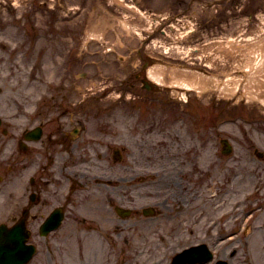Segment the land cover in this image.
I'll return each instance as SVG.
<instances>
[{"label": "rangeland", "instance_id": "1", "mask_svg": "<svg viewBox=\"0 0 264 264\" xmlns=\"http://www.w3.org/2000/svg\"><path fill=\"white\" fill-rule=\"evenodd\" d=\"M263 50L264 0H0L3 222L20 214L8 157L21 126L82 119L103 151L80 168L78 183L97 180L69 210L58 254L45 244L54 234L34 232L29 264H170L201 242L264 264V75L246 70ZM159 65L167 82L145 89L135 74ZM181 71L207 88L173 90ZM230 77L242 82L223 95Z\"/></svg>", "mask_w": 264, "mask_h": 264}, {"label": "flooded vegetation", "instance_id": "2", "mask_svg": "<svg viewBox=\"0 0 264 264\" xmlns=\"http://www.w3.org/2000/svg\"><path fill=\"white\" fill-rule=\"evenodd\" d=\"M144 70L145 68L142 67L140 73H136L135 77L141 80L145 89H155V86L148 82L147 76L143 77ZM222 113L220 114L222 115ZM59 117L70 119V117L81 118L84 116L82 114H57L55 120H58ZM228 120L226 119V122ZM83 121L76 119V124L72 127L59 122L54 126L56 128L52 127L51 129H47L44 124H36L32 127L21 126L16 136L15 150L8 157V160H13V163L11 162L8 167L15 166L16 178L19 179L18 198L14 204L20 213L18 219L24 218L31 232L39 235L42 224L52 213L56 212L63 217L59 226L50 232V235L54 234V237L45 243L50 246V250L53 252H55L54 245H59L58 238L64 237L63 233L68 232L64 230L67 220L71 218L69 210L79 208L81 199H86L81 189L85 191V189L92 188L91 185L97 180V178H92V181L83 182L81 180L78 183V180L84 175L83 171H80L81 166L90 163L94 154L100 157L99 153L103 152L94 147L98 142L97 139L88 140L86 138L87 131L84 129ZM219 121L223 123L225 118ZM38 127L39 131H37ZM37 132L40 134L38 138H36ZM27 135L30 138H27ZM223 139L227 138H222L221 144ZM226 142L229 143V140L227 139ZM3 149L2 145L0 148V224H3ZM115 150L113 157L118 161L119 154H115ZM73 169L74 172H72ZM5 174L7 173L5 172ZM73 174L77 179L76 182L72 180ZM5 190L7 189L5 188ZM209 246L213 252L209 264H219L220 262L232 264V260L240 256L238 247L234 245Z\"/></svg>", "mask_w": 264, "mask_h": 264}, {"label": "water", "instance_id": "3", "mask_svg": "<svg viewBox=\"0 0 264 264\" xmlns=\"http://www.w3.org/2000/svg\"><path fill=\"white\" fill-rule=\"evenodd\" d=\"M120 212L123 215L128 213L127 210L123 209H120ZM145 212H153V209H145ZM59 220L60 219H58V222ZM1 229L2 228H0V264H25L33 255L35 248L31 244H27L29 232L26 230L24 224L18 223L10 228L3 224V236ZM210 256L207 246L201 244L186 248L178 253L173 258L172 264L205 262Z\"/></svg>", "mask_w": 264, "mask_h": 264}, {"label": "bare ground", "instance_id": "4", "mask_svg": "<svg viewBox=\"0 0 264 264\" xmlns=\"http://www.w3.org/2000/svg\"><path fill=\"white\" fill-rule=\"evenodd\" d=\"M97 36V35H96ZM94 37V36H93ZM262 50V49H261ZM251 59L255 58L254 56H250ZM154 59H152L153 61ZM264 50L263 53L261 54V56H258V61H257V65L252 64L249 68H246V70H262V75H264ZM259 64V65H258ZM259 66V67H258ZM262 67V68H261ZM261 68V69H260ZM247 71H244L245 74H247ZM150 77V79H149ZM149 77H147L149 79V82L153 85H157L158 83H166L167 80L165 79V73L162 71L161 66H153L150 68L149 71ZM241 78V77H238ZM236 77H230L228 79V81L226 82V85L221 87V94L223 95H230V93L237 91V86L236 83L240 84L242 82V80L238 79ZM252 79H257L256 77H252ZM152 80V82H151ZM154 81V82H153ZM259 83H258V88L259 90H261L260 93H256L254 95L261 97L260 101L262 103H264V79H258ZM252 82V81H251ZM169 86H171V88H173V90L177 91L181 89H184L185 92L183 94H186V90L187 89H199L200 91H204L207 88V85H204L205 83L200 81L199 78H194V75L190 74L189 72H177L176 76H174V78L169 80ZM224 83V82H223ZM250 93V92H249Z\"/></svg>", "mask_w": 264, "mask_h": 264}]
</instances>
